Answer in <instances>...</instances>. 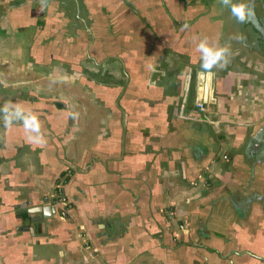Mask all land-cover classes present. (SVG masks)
<instances>
[{"label":"crops","instance_id":"crops-1","mask_svg":"<svg viewBox=\"0 0 264 264\" xmlns=\"http://www.w3.org/2000/svg\"><path fill=\"white\" fill-rule=\"evenodd\" d=\"M167 1L0 0V264H264V65Z\"/></svg>","mask_w":264,"mask_h":264},{"label":"flooded vegetation","instance_id":"flooded-vegetation-1","mask_svg":"<svg viewBox=\"0 0 264 264\" xmlns=\"http://www.w3.org/2000/svg\"><path fill=\"white\" fill-rule=\"evenodd\" d=\"M161 1L168 2L167 0ZM194 1L206 6L210 11L217 13L216 18L220 20L221 24L222 22L224 23V34L226 32L233 40V43H231L234 44V41L239 43L238 41H240L239 45L245 51L254 54L256 56L255 58L259 60V63L264 65V0ZM239 25V30L235 31V28ZM236 34L238 39H236ZM231 43L230 46L232 45ZM234 49L233 47L232 51H235ZM204 106L205 104L203 103V109Z\"/></svg>","mask_w":264,"mask_h":264},{"label":"built area","instance_id":"built-area-1","mask_svg":"<svg viewBox=\"0 0 264 264\" xmlns=\"http://www.w3.org/2000/svg\"><path fill=\"white\" fill-rule=\"evenodd\" d=\"M198 107H199L200 109H203V103H198Z\"/></svg>","mask_w":264,"mask_h":264},{"label":"water","instance_id":"water-1","mask_svg":"<svg viewBox=\"0 0 264 264\" xmlns=\"http://www.w3.org/2000/svg\"><path fill=\"white\" fill-rule=\"evenodd\" d=\"M51 208V207H50ZM51 210H52V208H51Z\"/></svg>","mask_w":264,"mask_h":264}]
</instances>
